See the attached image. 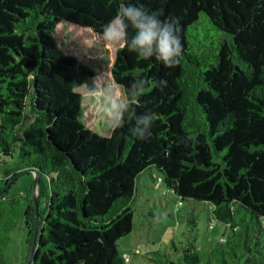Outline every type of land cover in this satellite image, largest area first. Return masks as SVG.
Listing matches in <instances>:
<instances>
[{"label":"trees","instance_id":"1","mask_svg":"<svg viewBox=\"0 0 264 264\" xmlns=\"http://www.w3.org/2000/svg\"><path fill=\"white\" fill-rule=\"evenodd\" d=\"M122 2L178 18L183 51L168 68L118 48L112 75L124 98L133 80L148 85L103 136L81 119L77 89L93 72L55 34L64 22L103 35ZM202 13L207 30L226 34L219 41L200 34ZM133 109L154 115L151 129L139 124L143 139L131 132ZM16 151L6 181L38 172L45 201L32 264H124L118 240L133 230L138 180L151 167L181 200L209 204L242 264H264V0H0V162ZM26 209L31 244L35 208ZM182 260L201 264L194 246Z\"/></svg>","mask_w":264,"mask_h":264},{"label":"rangeland","instance_id":"2","mask_svg":"<svg viewBox=\"0 0 264 264\" xmlns=\"http://www.w3.org/2000/svg\"><path fill=\"white\" fill-rule=\"evenodd\" d=\"M205 20L202 13L198 22L201 35H214L217 41L226 35L207 30ZM55 38L65 54L76 57L92 70L93 76L77 89L83 96L81 119L88 128L109 136L118 119L112 105L116 98L125 99L112 75L116 52L122 45L106 42L101 34L64 22ZM17 160L16 151L0 162V193L5 190L0 199V246L6 264H26L31 239L32 222L26 207L34 204L35 175L32 172L16 174L6 181L5 170L15 167ZM162 177L156 167H151L138 180L133 230L118 240L122 255L131 256L129 264H162L168 259L185 264L183 250L193 246L199 252L201 264H242L244 257L237 258L230 253L226 242L221 243L231 230L214 217L209 204L181 200L164 182H159ZM12 198L16 200L15 205L9 204ZM42 207H39V217ZM192 216L195 225L190 222ZM217 249L226 252L223 255Z\"/></svg>","mask_w":264,"mask_h":264},{"label":"clouds","instance_id":"3","mask_svg":"<svg viewBox=\"0 0 264 264\" xmlns=\"http://www.w3.org/2000/svg\"><path fill=\"white\" fill-rule=\"evenodd\" d=\"M163 12L151 11L143 4L122 2L116 16L105 26L103 36L106 42L126 46L130 52H135L144 59L154 57L161 61L165 67L171 68L180 63L183 45L180 39V21L169 16L161 20ZM129 28L133 34L129 35ZM148 81L144 79L133 80L125 91V99L116 98L112 111L118 113V127L124 124V113L129 112L131 104L138 102L144 94ZM161 90L166 86V81L159 82ZM110 116L111 113L109 112ZM134 121L131 129L133 135L145 138V132L139 127L143 124L145 129H151L154 115L148 112L136 118L134 109L129 115V122ZM148 135H151L149 132Z\"/></svg>","mask_w":264,"mask_h":264},{"label":"water","instance_id":"4","mask_svg":"<svg viewBox=\"0 0 264 264\" xmlns=\"http://www.w3.org/2000/svg\"><path fill=\"white\" fill-rule=\"evenodd\" d=\"M28 172H32L35 175V181H34V186H33V205L35 208V225H34V231H33V235H32V240H31V244H30V248H29V253L27 256V261L26 264H32V258H33V254H34V250L36 248L37 242L40 239L41 236V230H40V224H39V202H38V183H39V176L40 174L38 172H34V171H28ZM23 173H18L17 175H21ZM4 190V189H3ZM4 191H2L0 193V195L2 193H4Z\"/></svg>","mask_w":264,"mask_h":264},{"label":"built area","instance_id":"5","mask_svg":"<svg viewBox=\"0 0 264 264\" xmlns=\"http://www.w3.org/2000/svg\"><path fill=\"white\" fill-rule=\"evenodd\" d=\"M159 182H161V180L159 179ZM131 261V256L130 255H124V264H129Z\"/></svg>","mask_w":264,"mask_h":264}]
</instances>
